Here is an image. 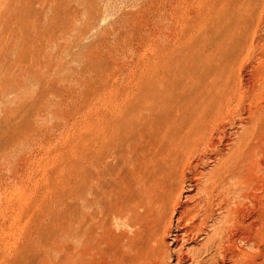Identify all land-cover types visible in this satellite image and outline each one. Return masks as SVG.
Listing matches in <instances>:
<instances>
[{"label":"rangeland","instance_id":"rangeland-1","mask_svg":"<svg viewBox=\"0 0 264 264\" xmlns=\"http://www.w3.org/2000/svg\"><path fill=\"white\" fill-rule=\"evenodd\" d=\"M181 134L187 142H168ZM131 138L127 179L107 173L110 200L145 175L147 191H164L177 163L174 191L208 182L203 191L241 198L215 264H264V0H0V264H74L77 197L93 163ZM94 218L97 242L79 263L197 258L196 245L173 242L176 226L166 242L148 240L149 223L130 257L121 233L131 229Z\"/></svg>","mask_w":264,"mask_h":264},{"label":"bare ground","instance_id":"bare-ground-1","mask_svg":"<svg viewBox=\"0 0 264 264\" xmlns=\"http://www.w3.org/2000/svg\"><path fill=\"white\" fill-rule=\"evenodd\" d=\"M12 34H14V33H12ZM18 40H19V38H18ZM15 41H17V40H15ZM9 80H10V78H9ZM143 108H145L151 112L154 107L151 103H147V105L144 106ZM131 109L133 110V108H131ZM141 111H143V110H140V112ZM131 121H134V120H131ZM124 123L127 124V122H125V121L122 122L121 120H119L115 124H116L117 128H121L122 131L123 130L126 131L124 129L125 128ZM186 127H188V126H186ZM190 127L192 128L191 124H190ZM139 128H140V126H139ZM185 129H184V131H185ZM188 129H189V127H188ZM119 132H120V130H119ZM126 132H125V134H126ZM177 135H179V134H177ZM119 136H120V134H119ZM184 139L185 138L181 134L180 136L170 138L168 140V142L173 143V142H175V140L177 142H182V140H183V142H184ZM185 140L187 142L188 139H185ZM132 141H134V140L131 138V141L127 140L125 143H120V147H119L120 149L118 151L119 153L117 152L118 154L115 153L116 155L112 154L111 156L109 154V156H108L107 154L104 153L103 156H100V157H102L101 159L97 160L94 163L92 162L95 169L90 170L91 181H90V186L88 189L89 191H82L81 193H79V195L77 194L78 197L76 196L77 197L76 201H78V205L76 206V209H75V215H74V219H73L74 222L72 224V228L70 231L71 232L70 237H71L72 242H73L72 251L74 254L73 255L74 264H76L77 261L79 263V261L82 260V257H80V255H79V251H81V249H83V247L91 248L92 244L94 242L95 243L97 242L96 238L93 234L95 228L92 227L91 222H92L94 217H97V216L99 217L100 215L104 216V217L109 216V218L111 219V224L109 222L110 226L115 227V223H117L119 226L123 225L124 227L131 229V230H127V229L123 230L121 233L122 242H123V248L122 249L125 250V253L127 255H129L130 251L131 252L133 251V247L136 244L135 240L138 238L140 232L144 231V229L142 227L143 223H149V225L147 224L148 230H145L148 232V233H146V234H148L146 237L148 240H152V241H155L157 243H160V242L162 243L163 241L166 242L165 239L170 238L173 235L174 226H176L175 228L177 229V232L174 235L173 242H175L176 246H178L180 250L183 251L184 248L187 247L186 246L187 244L196 245V248L190 250V251L194 252L195 255H197V258L193 260V262H194L193 264H206L205 260H208L209 263L212 262V264H215V262L218 259L216 257L217 256L216 254H218L219 251L221 249H223L224 244L226 242H229L230 239L232 238L231 233H232V227L234 224V216L236 215L235 214L236 210H239L241 208V198L239 196H237L236 191H215L217 189H214V191H205V190L203 191L202 188L207 189L206 185H210L208 182H207L208 184L206 183L204 187L200 186V185H202L201 184L202 182L201 183L198 182L200 184V185H198V188H199V186L202 187V188H199V191L197 189H196L197 191H174L175 188H177V186L180 187L182 184H184V183L181 184V181H180V183L176 186L175 184H177L178 181L176 183H174L175 177L173 179H170L172 175L177 174L179 172L177 170L179 168H177L175 170L174 167L176 166L177 163L174 162L175 165H172L169 167V169L172 168L171 171L169 172L167 169V171H168L167 176H169V177H167L168 181L165 182V184H164V191H147V188L149 185L148 184V180H149L148 178L149 177L147 178V175H145L144 178L141 179L139 185L132 186V189L129 188L131 190V193H132L131 196H127L124 200H121V201H115L114 202V201L110 200L109 196H110L112 191H109L111 188V184H110V181L107 179L111 178L109 175H111L112 177L115 176L116 178L125 179L129 175V173L131 172V167H132L131 165L133 164L132 159H130V156L133 154V153L131 154V151H130V149H132ZM135 142L136 141H134L133 144ZM183 142H182V144H183ZM116 148H117V146H116ZM168 153H169V151H166L164 156H162V153H161V156L166 161H167V157L170 156V155H167ZM174 154L175 153H173V155ZM133 156H134V154H133ZM161 156H160V158H161ZM109 157L111 159L113 157L114 160L115 159L117 160V162L114 166H112V165L110 166V164L108 163ZM156 157H155V159H156ZM142 158H143V156H142ZM155 164H154V166H156ZM167 164L168 163L166 162L165 165L167 166ZM127 165L130 167L127 168ZM198 165H200V164H198ZM176 167H178V166H176ZM155 170H156V168H154V170H152L151 172L149 171V174L150 173L153 174ZM176 171H178V172L176 173ZM107 173L109 175H107ZM211 173H212V171H211ZM136 174H137V172H136ZM154 174H156V173H154ZM202 174H204V172H202ZM138 175H139V173H138ZM200 175H197V176H200ZM106 176H107V179H106ZM108 176H109V178H108ZM148 176H150V175H148ZM157 177H159V176H157ZM199 179H201V178H199ZM128 180H130V179H128ZM184 180H185V178H184ZM184 180H182V182H185ZM203 180H205V179H203ZM175 181H176V179H175ZM214 181H216V180H214ZM157 182H158V180H157ZM193 182H195V180ZM216 182H215L216 183L215 186H217V184L221 183V182L218 183V180ZM171 184H174V186L173 185L171 186ZM196 186H197V184H196ZM212 186H211V188H212ZM215 186H214V188H215ZM220 186H221V184H220ZM208 187H210V186H208ZM181 188H183V186ZM211 188H210V190H212ZM223 189L225 190L226 188H223ZM208 190H209V188H208ZM129 193H130V191H129ZM241 195H242V193H241ZM103 219H105V218H103ZM106 220H108V219L106 218ZM108 221H110V220H108ZM189 224H191V225H189ZM114 230H116V229L114 228ZM132 231L134 232L133 236H131ZM139 237H141V236H139ZM201 238L204 239L203 242H200ZM167 244L168 243H166V245ZM171 245H172V243H171ZM163 246H165V244ZM121 247H122V244H121ZM138 247H137V249H138ZM136 250L134 249V251H136ZM83 253H85V252H83ZM152 253L154 254V252H152ZM162 254L163 253H161V255ZM130 257L127 258V259H129V261H130ZM162 257H160V258H162ZM123 258H125V256ZM169 258L171 260V257H169ZM193 258H194V256H193ZM86 259H87V256H85V260ZM127 259L125 260L126 262H128ZM164 259L166 261L167 258L165 257ZM131 260L132 261L130 263L128 262V264H133L132 262H133L134 258H132ZM88 262H89V260H88ZM80 263L84 264V261L80 262ZM85 263H87V261ZM134 263H135V261H134ZM178 263L179 264L182 263L180 258H179ZM125 264H127V263H125Z\"/></svg>","mask_w":264,"mask_h":264}]
</instances>
